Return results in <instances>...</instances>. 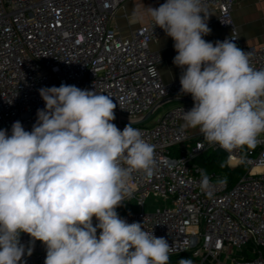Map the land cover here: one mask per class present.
I'll use <instances>...</instances> for the list:
<instances>
[{"label": "built area", "instance_id": "1", "mask_svg": "<svg viewBox=\"0 0 264 264\" xmlns=\"http://www.w3.org/2000/svg\"><path fill=\"white\" fill-rule=\"evenodd\" d=\"M127 1L0 0V129L10 135L20 121L31 131L37 110L45 107L42 87L63 83L111 95L117 104L112 123L120 130L131 123L155 146L157 160L151 177L133 173L125 200L136 209L119 216L140 222L170 246L174 242L170 264L182 258L193 264H264V133L255 148L225 151L228 164L247 165L234 184H220L210 174L211 197L202 191L198 169L204 166L197 158L219 147L209 145L199 129L181 127L182 109L190 110L194 101L180 94V77L167 81L159 69L162 57L153 45L164 30L150 18L121 33L117 17ZM237 1L202 0L205 14L214 12L208 25L229 27L217 40L233 37L249 53L251 66L264 69V44L245 45L234 23ZM173 100L153 125L145 123ZM31 240L21 233L20 243L33 247L21 264H44L45 246Z\"/></svg>", "mask_w": 264, "mask_h": 264}, {"label": "clouds", "instance_id": "2", "mask_svg": "<svg viewBox=\"0 0 264 264\" xmlns=\"http://www.w3.org/2000/svg\"><path fill=\"white\" fill-rule=\"evenodd\" d=\"M145 11L153 27L174 41L180 94L194 101L182 109L181 127L198 128L209 145L227 153L255 148L264 133V69L251 66L233 37L203 39L212 30L202 0H166ZM126 19L141 24L144 13L134 8ZM38 91L45 107L37 110L32 130L20 121L10 135L0 129V264H21L32 255L33 247L20 243L21 233L31 245L43 243L44 264H170L174 242L170 246L116 211L133 173L154 174L155 146L131 123L123 130L112 123L117 104L111 95L63 83ZM198 171L199 186L211 197L210 177Z\"/></svg>", "mask_w": 264, "mask_h": 264}, {"label": "crops", "instance_id": "3", "mask_svg": "<svg viewBox=\"0 0 264 264\" xmlns=\"http://www.w3.org/2000/svg\"><path fill=\"white\" fill-rule=\"evenodd\" d=\"M163 3L164 0H128L117 17L121 33L128 34L131 30L148 22L150 16L145 11V7L156 8ZM134 8L144 13V21L141 24L129 25L126 18L131 15ZM207 14H209V18L214 16L213 11ZM233 18L245 45L257 46L264 44V0H238L233 11ZM208 26L212 31L209 35L203 37L206 41L215 42L231 32L229 27H220L215 24ZM173 44L172 38L165 33L153 45L154 49L162 57L159 69L167 81L179 78L182 74V69L173 64V58L177 54ZM176 102V100H173L171 103L174 104ZM190 130L194 131L198 130V128H190Z\"/></svg>", "mask_w": 264, "mask_h": 264}, {"label": "trees", "instance_id": "4", "mask_svg": "<svg viewBox=\"0 0 264 264\" xmlns=\"http://www.w3.org/2000/svg\"><path fill=\"white\" fill-rule=\"evenodd\" d=\"M197 161L204 166L207 174H213V178H226L229 185L234 184L247 170L245 162L241 161L236 165H230L227 162L226 154L216 151H206L202 153ZM223 164V167L221 165Z\"/></svg>", "mask_w": 264, "mask_h": 264}, {"label": "rangeland", "instance_id": "5", "mask_svg": "<svg viewBox=\"0 0 264 264\" xmlns=\"http://www.w3.org/2000/svg\"><path fill=\"white\" fill-rule=\"evenodd\" d=\"M172 103L169 104H165L161 107H159L158 109H156L153 113V115L145 122L148 125H153L156 120L159 118L160 115H162L163 111L167 108H169L171 106ZM163 205L164 202L162 200H160L159 202H157V205ZM135 210L136 209V204L134 203V201H128V200H124L122 206L118 207L116 209L118 215L120 214H125L126 212L130 211V210ZM97 223L95 217H93V226H95Z\"/></svg>", "mask_w": 264, "mask_h": 264}, {"label": "water", "instance_id": "6", "mask_svg": "<svg viewBox=\"0 0 264 264\" xmlns=\"http://www.w3.org/2000/svg\"><path fill=\"white\" fill-rule=\"evenodd\" d=\"M149 115H151L150 112L147 113V115H146L143 119H141L139 122L144 121ZM216 152H217V153H221V154H225V150H223L222 148H217V149H216ZM202 153H203V152H202ZM202 153H201V154H202ZM23 237L26 238V237H27V233H23ZM21 262H22V261H21Z\"/></svg>", "mask_w": 264, "mask_h": 264}]
</instances>
